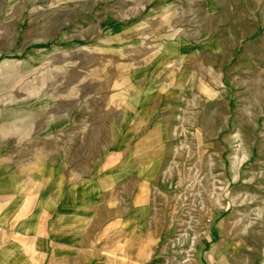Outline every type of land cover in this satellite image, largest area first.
Wrapping results in <instances>:
<instances>
[{
    "label": "crops",
    "instance_id": "0c3cea01",
    "mask_svg": "<svg viewBox=\"0 0 264 264\" xmlns=\"http://www.w3.org/2000/svg\"><path fill=\"white\" fill-rule=\"evenodd\" d=\"M210 49L168 36L122 60V83L110 72L59 83L57 104L12 119L9 134L0 123V264H179L172 235L205 243L209 227L177 225L172 133L192 121L196 81L197 101H210ZM194 240L184 264H194Z\"/></svg>",
    "mask_w": 264,
    "mask_h": 264
},
{
    "label": "rangeland",
    "instance_id": "374dc122",
    "mask_svg": "<svg viewBox=\"0 0 264 264\" xmlns=\"http://www.w3.org/2000/svg\"><path fill=\"white\" fill-rule=\"evenodd\" d=\"M176 34L209 41L212 63L210 101L196 81L192 121L172 133L177 225L210 229L172 235L179 264L192 237L194 264H264V0H0L2 134L57 104L59 83H122L124 58Z\"/></svg>",
    "mask_w": 264,
    "mask_h": 264
}]
</instances>
